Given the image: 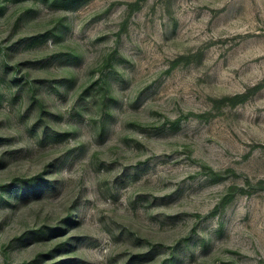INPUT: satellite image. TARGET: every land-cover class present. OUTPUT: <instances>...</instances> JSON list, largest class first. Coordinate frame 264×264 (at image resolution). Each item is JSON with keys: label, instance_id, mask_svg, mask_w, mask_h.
<instances>
[{"label": "rangeland", "instance_id": "1", "mask_svg": "<svg viewBox=\"0 0 264 264\" xmlns=\"http://www.w3.org/2000/svg\"><path fill=\"white\" fill-rule=\"evenodd\" d=\"M67 261L264 264V0H0V264Z\"/></svg>", "mask_w": 264, "mask_h": 264}, {"label": "trees", "instance_id": "2", "mask_svg": "<svg viewBox=\"0 0 264 264\" xmlns=\"http://www.w3.org/2000/svg\"><path fill=\"white\" fill-rule=\"evenodd\" d=\"M78 218V214L74 211V210H70L66 213V216L64 217L63 220V224L64 226H68L69 224L75 223L77 222ZM67 247L66 252H71L73 251L72 247L73 245L71 243H69L68 241H66L64 243ZM69 261H67V263H63V264H69ZM54 264V263H53Z\"/></svg>", "mask_w": 264, "mask_h": 264}]
</instances>
